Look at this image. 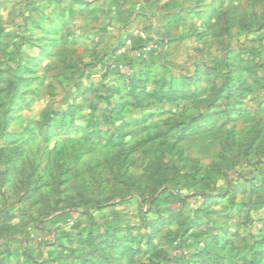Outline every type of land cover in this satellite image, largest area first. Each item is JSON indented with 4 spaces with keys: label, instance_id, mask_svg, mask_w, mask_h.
<instances>
[{
    "label": "rangeland",
    "instance_id": "obj_1",
    "mask_svg": "<svg viewBox=\"0 0 264 264\" xmlns=\"http://www.w3.org/2000/svg\"><path fill=\"white\" fill-rule=\"evenodd\" d=\"M67 1L0 0V264H264V95L230 71L261 68L264 0H100L77 17ZM145 13L186 22L136 44ZM220 67L242 115L204 131ZM170 87L190 90L179 115L149 97Z\"/></svg>",
    "mask_w": 264,
    "mask_h": 264
},
{
    "label": "crops",
    "instance_id": "obj_2",
    "mask_svg": "<svg viewBox=\"0 0 264 264\" xmlns=\"http://www.w3.org/2000/svg\"><path fill=\"white\" fill-rule=\"evenodd\" d=\"M84 1H86V3L83 2V0H79L78 2L76 0H68L67 2H70V5L68 6L69 8L68 7L66 8L67 12L72 11V13H74V17H77V14L78 15L80 14L79 11H81V13H86V14H90L93 16L94 15H100L101 12L103 11L102 9H100V6H101L100 0H84ZM104 1H106V3H108L109 0H104ZM158 4H161V3H157V2L150 3V1H148V0L143 1L144 9L149 6L150 8L154 7L153 9L158 10L157 9ZM124 6H123V4H120L118 6L117 10L122 11L125 8ZM161 6H162L161 8L164 7L163 4ZM64 8L65 7H63V9ZM150 12H152V10ZM135 21H136L135 19L132 20L128 26L129 28L131 26H133V30H131V37L134 39V43L144 44L146 42L154 41V42L160 43V45H162V46L166 45L167 41H169L170 38L173 37L175 31L177 32L176 28L180 27L181 25H185V22H186L183 18L174 17V14L171 16H167V14L162 15V16H160V15H158V16L148 15L147 16V14L145 13V18L142 17V21L146 22V26L143 30L142 29L140 30V28L138 26H136L137 29L134 27L133 24ZM31 23H32V19L29 22L28 26H31ZM29 28H31V27H29ZM62 35H63V32H62ZM69 35H70V33H67L64 36H62V38H65L64 40L67 41V39L69 40V38H70ZM254 38L255 39H250V43L248 46H250L251 50L254 52V55L257 57V59H260L261 68H259L257 70L254 66V67H249V69H245V70L242 67L237 72H234L235 70H230L232 75L234 74L235 76H237V74H246V76H247L245 78V79H247L246 81H248V82L251 81L253 86H256V89H252V91L249 90L247 92V93L251 94L250 95L251 98L257 97L256 96L257 89H259V93L262 92L263 93L262 95H264V36L254 37ZM38 49H39L38 51H40L39 53H42V50H41L42 47L40 45H39ZM236 58H237V60L239 59L238 54L236 55ZM228 62H230V61H228ZM233 66L234 65H232V67ZM209 68L210 67L206 68L205 66H202V72H205V74H206V71H207L209 74V70H210V72H212V70ZM219 70L220 71L218 72V74H220L221 76H218V77L215 75H213V76L215 79H218V82H220L222 85V75H227L230 73V71L227 70V67L225 70L222 68ZM235 76H233V77H235ZM231 78H232V76H231ZM215 79H214L215 82H211V83H207L205 80H204V82H202V95H206V94L208 95V97H204L202 99L205 100V105H207V106L209 105V103L213 99V98H211V97H213L212 95H215L216 90L221 87L216 82L217 80H215ZM183 101H184L183 99H180V100H178V102L176 101L173 103L163 104V105L170 106L169 108L167 107V109H165V110H167V111H165V112H167L166 114L175 113V115H179L180 113H183L184 110H180L178 108V106H179L178 104L180 102H183ZM207 110L210 113H213L216 115L218 114L217 116H214V120L216 123H217V121H222V118L224 115L222 113V111L224 110L223 109V100L220 99L218 102H216V104L212 108L208 107ZM163 111L164 110H161L160 112H163ZM199 260L202 262L201 258H199ZM175 261L176 260H173L172 264H174Z\"/></svg>",
    "mask_w": 264,
    "mask_h": 264
},
{
    "label": "trees",
    "instance_id": "obj_3",
    "mask_svg": "<svg viewBox=\"0 0 264 264\" xmlns=\"http://www.w3.org/2000/svg\"><path fill=\"white\" fill-rule=\"evenodd\" d=\"M112 71H117V69L112 68ZM217 76H221L220 74L217 73ZM222 78H224V75H222ZM225 78L228 80L227 83L224 84V86H221L220 88H218L215 92V96L213 97L212 101L209 103V108H212L216 102H218L220 99H222L223 93L225 91L228 92V95H226L227 99H230L234 93L238 88H239V83H236V79H231L229 77V75L227 74L225 76ZM182 80L184 79V82H182V86H188L189 85V78L188 77H182ZM188 82V83H187ZM238 82V81H237ZM241 86V85H240ZM165 89H161V91H154L149 97L153 98L154 100L158 101V102H166V103H173L176 102L180 99H185L186 97L189 96V92L190 90H186V89H174V88H168L166 91H164ZM143 92V90H142ZM196 94V93H193ZM140 106H142V103L139 104ZM264 107V105H263ZM235 108L232 107V109L229 107L228 110H223L222 113H227V115L229 114V116L233 117V114H238V115H242V111H238ZM209 112V111H208ZM237 112V113H236ZM218 115V114H217ZM216 114L213 113H208L204 116L203 118V123H202V128L204 127V131L205 128H209L208 130L211 129V127L215 126L217 123L214 120V116H217ZM193 128V127H192ZM170 218L172 217H168L165 220H170ZM195 223L191 222L188 226L191 228L193 227ZM184 259V258H183ZM111 259L109 258H104V260H102L103 264H112L110 263ZM86 264H89L88 262ZM95 264H98V262H96Z\"/></svg>",
    "mask_w": 264,
    "mask_h": 264
},
{
    "label": "built area",
    "instance_id": "obj_4",
    "mask_svg": "<svg viewBox=\"0 0 264 264\" xmlns=\"http://www.w3.org/2000/svg\"><path fill=\"white\" fill-rule=\"evenodd\" d=\"M127 44L131 45V41H127ZM126 48L127 47L119 49L118 54H121L124 51H126ZM157 48L158 46L155 43H148L140 49H137V50L135 49L134 53L139 59L146 60L149 58V56H151L156 51ZM111 66L120 72H125L126 69H128L126 65H122V64L115 65V63H113L111 64Z\"/></svg>",
    "mask_w": 264,
    "mask_h": 264
}]
</instances>
